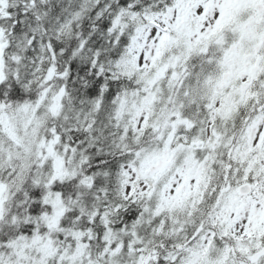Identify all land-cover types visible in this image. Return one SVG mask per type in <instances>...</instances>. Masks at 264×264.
Here are the masks:
<instances>
[{"label":"snow or ice","instance_id":"6c2138e0","mask_svg":"<svg viewBox=\"0 0 264 264\" xmlns=\"http://www.w3.org/2000/svg\"><path fill=\"white\" fill-rule=\"evenodd\" d=\"M0 264H264V0H0Z\"/></svg>","mask_w":264,"mask_h":264}]
</instances>
